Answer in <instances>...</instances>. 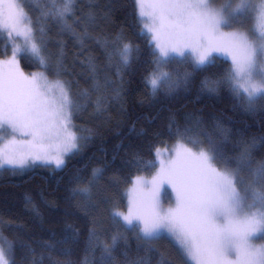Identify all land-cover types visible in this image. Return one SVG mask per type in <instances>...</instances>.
<instances>
[{"label": "snow or ice", "instance_id": "obj_1", "mask_svg": "<svg viewBox=\"0 0 264 264\" xmlns=\"http://www.w3.org/2000/svg\"><path fill=\"white\" fill-rule=\"evenodd\" d=\"M52 2L54 7L44 11L43 18L51 16L83 51L84 41L93 37L87 30L82 34L74 31L67 21L71 17L73 24L82 23L76 16L79 10L84 21L94 22V13H85L78 5L86 3L91 9L97 0ZM133 2L140 22L137 35L145 39L150 49L153 67L145 82L153 95L161 87L171 91L188 81L192 73L181 74L171 68L173 64H191L193 70L202 69L215 64L216 55L222 54L230 60L229 66L215 80L206 77L204 87L216 92L225 86L243 99L249 109L257 99H264V0H224L219 6L217 0ZM2 31L9 37H22L24 44H15L11 57L0 60V169H24L37 162L62 168L65 156L78 152V142L88 139L72 131L78 127L73 124V117L88 107L93 92L101 93L98 65L91 56L80 61L92 83L90 90L74 91L73 80L63 78L65 73H71L64 63L65 42L56 41L57 50L49 51L50 38H46L45 26L34 27L18 0H0ZM126 39L117 36L109 50V42L97 38V43L105 48L108 67L115 66L118 76L130 64L133 53L139 51L136 44L125 42ZM21 53L30 55L55 78L49 79L44 72L26 75L17 59ZM114 58H118L115 65ZM112 84L105 77L103 87ZM113 93L114 98L119 97L118 89H113ZM106 100L103 94L96 96V115L105 110ZM168 131L176 137L171 152L156 148L155 159L134 156L129 163L137 171H155L150 178H133L127 190L126 212L120 210L119 200L114 201L110 212L120 228L133 232L138 249L142 246L145 253L129 259L125 251L124 264H149L148 254L158 251L154 241L165 236L193 264H264V243H254L255 239H264V161H253L256 141H238V154L229 155L225 145L230 130L219 123L210 132L202 128L198 118L183 126L173 119ZM102 175V168L93 169L87 185L72 189L73 196H80L95 207L93 186ZM165 200L169 201L168 207L163 204ZM72 231L77 234L75 229ZM121 240L126 241L127 237L117 231L110 244L101 241L94 226L89 231L88 249H101L100 264H115L114 251ZM14 245L13 239L0 232V264H16ZM21 247L26 249L28 264H43V253L37 256L28 244ZM43 247L52 249L55 245L44 242ZM48 258L51 260V256ZM52 264L61 262L53 260ZM85 264L89 262L86 260ZM157 264H164L162 255Z\"/></svg>", "mask_w": 264, "mask_h": 264}, {"label": "trees", "instance_id": "obj_2", "mask_svg": "<svg viewBox=\"0 0 264 264\" xmlns=\"http://www.w3.org/2000/svg\"><path fill=\"white\" fill-rule=\"evenodd\" d=\"M52 7V0H39L28 3L25 11L34 27L45 26L46 38H50L49 51L57 50L56 41L65 42L64 63L71 73H65L63 78L73 80L74 91L90 90L92 80L86 78V69L80 61L88 56L95 59L101 93L93 92L88 107L74 115L73 124L78 126L74 128L75 132L88 139L79 141L80 150L67 157L64 167L53 169L35 164L24 169H0V232L15 241L13 258L16 264H28L26 249L21 244L31 245L37 256L43 253V264H52L53 260L61 264H85L86 260L89 264H100L101 249H88L90 229L95 226L98 238L109 244L113 234L124 232L127 240L119 241L114 251L115 264H124L125 251L129 259L145 253L142 246L138 249L133 232L120 228L110 212L115 200H119L120 210H124L125 201L121 192L131 178L147 176L155 170L137 171L129 161L136 155L145 160L155 159L156 148H169L176 142V137L169 135L170 122L174 119L183 126L196 118L202 121V128L207 131H213L218 123L230 130L229 142L225 145L229 155L238 154V141L251 143L255 140L253 161H264V99H257L249 109L243 99L234 96L225 86L216 92H209L203 85L205 78L215 80L230 64V60L219 56H216L215 64L197 70H193L191 64H173L171 68L181 74L184 71L192 73L188 81L171 91L161 87L153 95L151 87L145 82L153 67L150 49L145 39L137 35L140 22L133 0H97L91 9L86 3L78 5L85 13L93 12L95 17L94 22L84 21L78 10L76 16L82 23L73 24L71 17L67 21L74 31L82 34L87 30L93 37L84 41L86 47L83 51L68 32L60 30V25L53 22L51 16L47 20L43 18L42 13ZM117 36L126 37L125 42L130 40L139 48L119 76L115 66L108 67L105 48L97 43V38L107 40L111 50ZM15 42V39L0 32V59L11 56V46ZM17 59L24 73L41 71L48 78H55L30 55L22 53ZM117 59L114 58L113 65ZM105 77L113 81L107 88L103 87ZM113 89L119 90V97L114 98ZM100 94L105 95L107 100L105 110L96 115L93 101ZM96 168H102L103 175L93 186L95 207H91L82 197L73 196L72 189L87 185ZM68 225L72 226L71 229ZM44 242L55 247L46 249ZM154 244L158 251L148 254L149 264H157L161 255L164 264H193L182 257L166 236L154 241Z\"/></svg>", "mask_w": 264, "mask_h": 264}, {"label": "rangeland", "instance_id": "obj_3", "mask_svg": "<svg viewBox=\"0 0 264 264\" xmlns=\"http://www.w3.org/2000/svg\"><path fill=\"white\" fill-rule=\"evenodd\" d=\"M39 2V0H18V2H20L21 4H22V6L24 7V9H25V6L26 5H28V3H36V2ZM223 2H218L217 1V6H219L220 4H222ZM224 31H232V30H234L233 28H224L223 29ZM3 33H5V34H7V32L6 31H2ZM12 39H15L16 40V42L14 43V44H12V46H14L15 44H19L20 46H23V44H24V40H23V38L22 37H16L15 36V34H13V36L11 37ZM12 46H11V48H12ZM22 54V53H21ZM19 56V55H18ZM216 56H219V57H222V58H226L224 55H222V54H217ZM11 57V56H10ZM9 56L8 57H6V58H3V59H0V60H8L9 58H10ZM18 58V57H17ZM39 72H41V71H36L35 73H39ZM32 73H34V72H31V73H25L26 75H31ZM50 79V78H49ZM72 131H75L74 130V128L72 129ZM79 143V142H78ZM176 143V142H175ZM175 143L172 145V146H170L169 148L168 147H159V149H161V151L162 152H164L165 150H167L168 152H171V149L174 147V145H175ZM69 155H66L65 156V163H66V159H67V157H68ZM162 158H167V156H164V157H162ZM36 164H41V162H37ZM158 166V165H157ZM51 167L53 168V169H57V168H55V165L53 164V165H51ZM4 168H10V167H8V166H5ZM60 169V168H59ZM155 171V170H154ZM150 176H151V174L150 175H147L146 177H149L150 178ZM134 178V177H133ZM133 178H131V180H130V182H129V184L127 185V187L121 192L122 194H121V197H122V199H123V197H124V201H125V208H124V212H126L127 211V204H128V200H127V190L132 186V180H133ZM163 204H164V206L165 207H168L169 206V201H167V200H165V201H163ZM254 243H257V244H260V243H264V239H255L254 240Z\"/></svg>", "mask_w": 264, "mask_h": 264}]
</instances>
